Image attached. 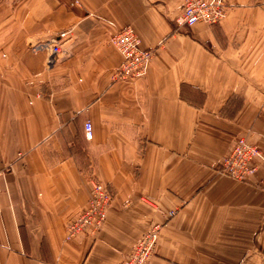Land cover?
Returning a JSON list of instances; mask_svg holds the SVG:
<instances>
[{
  "label": "crops",
  "instance_id": "1",
  "mask_svg": "<svg viewBox=\"0 0 264 264\" xmlns=\"http://www.w3.org/2000/svg\"><path fill=\"white\" fill-rule=\"evenodd\" d=\"M181 12L0 0V264H124L153 229L149 264H264V0H228L214 24ZM125 26L154 51L133 80L110 42ZM66 30L50 64L31 47ZM239 137L263 155L245 181L221 172ZM93 179L112 194L107 220L68 238Z\"/></svg>",
  "mask_w": 264,
  "mask_h": 264
},
{
  "label": "built area",
  "instance_id": "2",
  "mask_svg": "<svg viewBox=\"0 0 264 264\" xmlns=\"http://www.w3.org/2000/svg\"><path fill=\"white\" fill-rule=\"evenodd\" d=\"M228 13V0H182V12L177 18L181 24L192 26L198 22L214 24L221 22ZM70 31H62L59 39L35 42L31 45L34 50L49 51L48 63L54 55L63 51V40ZM110 42L120 51L123 61L117 70V76L125 80H133L144 76L152 61L154 51L146 49L136 30L131 26L117 28L110 34ZM93 125L91 121L85 124L86 136L92 137ZM263 158L262 152L256 145L245 137H239L229 154L222 162L221 172L233 179L248 180L258 169L257 159ZM6 168L0 167V195L2 193V179ZM112 203V194L106 184L100 180H92V192L85 209L68 227V238L83 233L94 234L100 230L108 216ZM158 240L157 230H150L139 240L131 255L124 264H149L154 254Z\"/></svg>",
  "mask_w": 264,
  "mask_h": 264
}]
</instances>
